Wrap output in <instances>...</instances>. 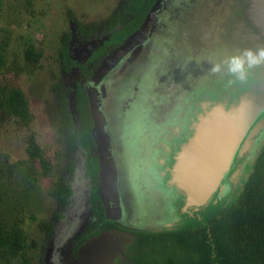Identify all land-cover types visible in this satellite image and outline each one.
Segmentation results:
<instances>
[{
    "label": "rangeland",
    "instance_id": "obj_1",
    "mask_svg": "<svg viewBox=\"0 0 264 264\" xmlns=\"http://www.w3.org/2000/svg\"><path fill=\"white\" fill-rule=\"evenodd\" d=\"M123 1L0 0V45L4 46L2 50L4 64L0 67V223L17 227L21 231L24 243L21 253L15 257L8 255L0 259V264H141L146 252L135 248V236L128 232L102 231L77 246V237L84 230L90 216L91 190L86 156L83 149L75 155L68 153L65 136L59 134L57 125L51 119L58 102L59 88L66 92L70 111L76 118L78 82L89 95L93 118L95 119V113L98 119L95 109L96 94L98 92L99 96L104 93L103 89L100 87L98 89L100 84L98 82L102 81L101 77L107 70L119 59L127 56L126 54L132 51L136 43L143 40L147 31L150 33L151 20L155 19L162 0L154 4L147 14L144 25L104 60L101 71L95 79L94 77L89 80L81 79L77 69L72 72L64 70L58 50L61 46L62 35L73 32L71 17L95 27V35L91 40L80 41L72 33L71 55L76 63L83 62L97 46L106 43L111 38L112 33L106 32L104 21L120 7ZM220 1L221 5L225 6L224 12L222 9L220 13V21L224 25L220 27L224 29L223 33H226L223 41H227L232 47L240 48V45L256 42L260 35L264 36V15L262 14L260 22L255 24L260 35L253 33L242 22L236 24L230 37L227 27L231 22L229 21L231 10H233V5L240 0ZM249 16L253 20V14L250 11ZM215 26H218L217 23ZM197 43L196 34L195 56L201 51ZM30 47H34L35 52L40 55L36 62L26 58V51ZM228 52V48H221L215 54L225 56ZM207 67V63L204 62L203 68ZM201 74V67H198L194 61L191 77L186 79L185 86H183L185 89L183 95L186 99L188 96L191 98L193 117L195 109L199 107L205 109L207 102L215 99L218 93L220 95L225 92L222 83L213 80L201 81L199 79ZM97 79L99 81L94 83ZM14 87L24 92L30 105L33 121L29 127L10 116L2 105L5 96ZM252 93L254 92L242 95L240 101L242 98L253 97ZM255 98L263 99L264 103V91ZM180 101L183 103V98L176 99V102L180 103ZM240 101L233 105H228L227 102L222 103L220 100L219 104L212 106L211 103L208 104L212 109L220 105L236 106ZM263 109L264 104L261 111ZM95 122L94 120V125ZM31 133L35 135L41 146L43 158L48 162L47 170H44L38 161L31 160L26 155L27 139ZM263 145L264 117L254 126L251 124L243 138L242 145L237 148L232 159V162L234 160L240 162L245 157L243 160L246 162L252 154L249 155V152L253 151L250 164L242 172L238 169L235 172L236 175L228 183H225L223 178L222 186L227 184L229 186L223 197L220 196L219 191L217 192L219 208L213 210L220 211L236 199L244 184L240 181L241 175L248 176L254 158L259 154ZM71 160L75 163L72 181L73 197L71 203L66 208H62L50 192L53 184L65 175L66 167ZM104 175L108 180L112 177L108 165H104V173L101 172L99 161L97 186L103 204L104 195L107 193L106 185L103 183ZM238 176L240 182L236 180ZM222 200H225L226 206H220ZM207 219L206 216L202 218L197 216L196 220L181 223L178 226L172 220H168L165 228L188 227ZM134 231H139V229L134 227ZM149 254L151 251L146 255L149 256Z\"/></svg>",
    "mask_w": 264,
    "mask_h": 264
},
{
    "label": "trees",
    "instance_id": "obj_2",
    "mask_svg": "<svg viewBox=\"0 0 264 264\" xmlns=\"http://www.w3.org/2000/svg\"><path fill=\"white\" fill-rule=\"evenodd\" d=\"M157 1L124 0L104 21L106 32L112 33L111 38L97 46L81 63H76L71 55L73 34L80 41L91 40L95 35V27L70 16L73 32L62 35L58 50L64 70L72 72L77 69L81 79L89 80L110 53L143 26L147 14ZM3 49L4 46L0 45V67L4 64ZM26 58L36 62L40 55L34 47H30L26 51ZM57 101L51 119L57 125L59 134L65 136L66 149L70 155L83 149L90 177V216L77 237V246L102 231L120 230L134 235L135 248L146 252L141 264H264V145L236 199L206 221L170 230H127L107 218L98 191L99 158L87 91L78 82L76 118L70 111L66 92L61 88L57 91ZM2 105L20 123L27 127L31 125L33 113L20 88H11ZM25 152L29 159L38 161L44 170L48 169V162L43 158L41 146L33 133L28 136ZM74 170L75 163L71 160L65 175L53 184L50 192L62 208L72 201ZM23 248L21 231L15 226L0 223V259L8 255L15 257ZM147 251H151L149 256L146 255Z\"/></svg>",
    "mask_w": 264,
    "mask_h": 264
},
{
    "label": "flooded vegetation",
    "instance_id": "obj_3",
    "mask_svg": "<svg viewBox=\"0 0 264 264\" xmlns=\"http://www.w3.org/2000/svg\"><path fill=\"white\" fill-rule=\"evenodd\" d=\"M249 11L252 13L248 0H240L235 4L229 18L230 25L227 27L230 37L236 24L242 22L253 33L259 34ZM196 34L195 14L186 8L172 10L168 21L154 36L151 47L142 49L135 59L134 55L128 58L115 74L108 78L103 75L102 81H94H99L98 89L100 87L104 91L99 96L98 92L96 94L95 109L100 138V142L96 140V153L100 156V148H103L104 162L109 166L112 175L110 180L105 176L103 183L114 184L127 220L139 230L167 229L165 227L168 220L178 226L196 220L197 216L209 218L219 212L213 210L219 208V195L217 197L216 192L211 195L212 203L206 213L195 212L191 219H178L167 204L157 203L151 198V179L146 171V163L153 157L159 140L170 144L169 147L171 144L174 146V142L185 143L191 135L187 130L189 126L186 125L196 123L201 114L210 109L208 103L212 106L219 104L220 100L233 105L240 101L242 95L251 91L254 92V97L257 96L255 86L247 92L233 87L220 95L218 93L215 99L207 102L205 109H195L193 117L191 98L188 96L186 99L183 95V86L186 79L191 77L194 67V61H190L188 57L195 56ZM257 46H264V36L260 35L256 42L239 47ZM103 64L95 71L93 79L98 77ZM260 78L264 79V73L260 74ZM262 91L264 84L260 85V93ZM180 98H183V103L176 102ZM258 114L252 126L264 117V109ZM178 126L180 131L177 130ZM251 153L252 156L254 152ZM170 155L173 154L170 152ZM251 156L246 162L243 160L245 157L240 162L234 160L224 182L228 183L238 169L242 172L250 164ZM236 180L240 182L239 177ZM242 182L245 183L244 177ZM170 229L173 228L167 230Z\"/></svg>",
    "mask_w": 264,
    "mask_h": 264
},
{
    "label": "water",
    "instance_id": "obj_4",
    "mask_svg": "<svg viewBox=\"0 0 264 264\" xmlns=\"http://www.w3.org/2000/svg\"><path fill=\"white\" fill-rule=\"evenodd\" d=\"M224 7L219 0H162L155 19L151 20L150 33L147 31L143 40L136 43L127 56L119 59L107 70L104 77L108 78L115 74L128 58L134 55L135 59L142 49L151 47L154 36L175 9L186 8L195 14L197 40L201 50L204 47L211 48L214 42H222L226 33L221 29L224 25L221 24L220 13L222 9L224 12ZM215 23L218 26H215ZM263 104V99H256L253 96L242 98L236 106L220 105L205 112L194 125L191 123L186 125L189 126L187 130L191 135L185 143L174 142V146L171 144L169 147L170 144L159 140L153 157L146 163V171L151 179L149 188L151 198L157 203L167 204L178 219H191L195 212L206 213L212 203L211 195L219 191L223 197L226 192L229 184L222 186L221 182L231 167L237 148L242 145L246 132ZM94 117L96 122L93 135L95 140L100 142L99 120L95 113ZM178 128L180 127L178 126L177 130ZM100 150L101 154L98 157L101 172L104 173L103 148ZM170 152L173 155H170ZM247 177H244L245 181ZM105 185L107 193L104 195V208L107 218L122 228L133 230V224L126 218L125 209L119 201L114 184L111 182ZM220 206H226L225 200L221 201Z\"/></svg>",
    "mask_w": 264,
    "mask_h": 264
},
{
    "label": "clouds",
    "instance_id": "obj_5",
    "mask_svg": "<svg viewBox=\"0 0 264 264\" xmlns=\"http://www.w3.org/2000/svg\"><path fill=\"white\" fill-rule=\"evenodd\" d=\"M248 2L254 22L259 23L261 15L264 14V0ZM221 48H228V54H215ZM188 59L201 67V81L213 80L222 83L225 92L233 87L247 92L255 86L257 96L260 95V85L264 84V79L260 78V74L264 73V46L238 48L230 46L227 41L214 42L211 48H203L198 55H190ZM204 62L208 65L206 69L203 68Z\"/></svg>",
    "mask_w": 264,
    "mask_h": 264
},
{
    "label": "bare ground",
    "instance_id": "obj_6",
    "mask_svg": "<svg viewBox=\"0 0 264 264\" xmlns=\"http://www.w3.org/2000/svg\"><path fill=\"white\" fill-rule=\"evenodd\" d=\"M250 153H251V152H249V155H250ZM247 154H248V153H247ZM247 157H248V156H247ZM239 176H240V175H239ZM239 176H238V177H239ZM240 179H241L240 181L242 182V180H243V175H241V178H240Z\"/></svg>",
    "mask_w": 264,
    "mask_h": 264
}]
</instances>
